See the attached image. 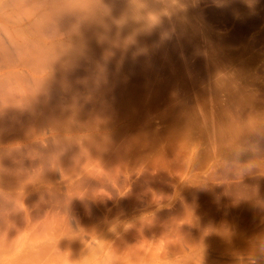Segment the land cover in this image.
<instances>
[{"label":"bare ground","instance_id":"obj_1","mask_svg":"<svg viewBox=\"0 0 264 264\" xmlns=\"http://www.w3.org/2000/svg\"><path fill=\"white\" fill-rule=\"evenodd\" d=\"M165 1L171 3L170 0H162L164 4L159 0H0V178L22 176L20 173L27 164L41 168L37 173L41 178L38 185L19 196L18 202L24 208L27 201L33 200L55 204L57 200L68 199L67 206L72 202L86 203V195L116 180L117 172L111 164L113 154L119 155L130 145L132 140L126 133L130 121L146 112L150 94L168 89L169 78L159 76L155 67L171 56L169 51L176 39L183 45L188 40L187 25L178 24L177 28L176 19L174 23L170 21V14L179 5H165ZM181 12L185 18L186 13ZM173 71L170 76L176 81L177 75H182ZM166 95L154 96L164 101ZM168 96L163 103L167 107L164 115L184 114L188 108L175 99L179 95H173L174 99ZM160 105L157 102L156 109H162ZM83 153L96 166L83 169L81 179L59 182L56 171ZM242 184L246 185L244 188L248 186ZM21 221L8 217L6 221L0 220V231H4L0 232V238L12 237L16 233L12 230L16 226L13 222ZM64 221L43 220L44 231L34 232L30 240L26 232L20 241L4 248L8 255L1 264H62L75 248L70 239H59L56 229L62 236L69 232ZM127 221L115 220L107 231L106 241L86 264H249L257 240L264 237V220L218 223L214 220L216 223L205 224L186 220L190 221L184 223L187 225L180 220L174 225L175 220H168L170 223L167 221L166 225H172L169 229L163 224L158 227L160 220L130 221L133 227L149 224L151 237L147 235V227L146 231L143 228L136 233L129 225L125 226Z\"/></svg>","mask_w":264,"mask_h":264},{"label":"rangeland","instance_id":"obj_2","mask_svg":"<svg viewBox=\"0 0 264 264\" xmlns=\"http://www.w3.org/2000/svg\"><path fill=\"white\" fill-rule=\"evenodd\" d=\"M170 1L171 3L165 1V5L170 3L179 5L180 8L172 12V20L169 19L172 23L175 19L178 21L176 23L175 20L174 23L177 28L178 24L187 25L188 40L183 45L176 39V44L172 45L169 51L171 56L167 55L168 59L163 58L161 64L155 67L159 76L169 78L168 89L164 93L150 94V105L145 107L149 109L151 106L149 111L146 109L147 113L143 112L139 118L130 121L126 131L132 140L130 145L119 155L113 154L115 159L111 164L117 172L116 180L109 184L106 182L93 191V194L86 195V203L72 202L66 210L61 209L66 211L72 231L80 230L73 233L69 228V232L62 236L61 231L56 229L60 234L59 239H70L75 246L70 252L72 260H77L87 253H91L90 258L93 257L106 241L107 231L115 224V220H128L125 226L132 225L130 221L133 220H156V223L160 220L158 227L162 224L167 227L165 222L168 220H175L174 225L178 224L179 220L183 222L182 225H187L184 223H190L191 220L196 224L214 220H264V162L260 164V172L253 169L251 174L245 175L239 182L234 181L231 176L229 179L219 177L216 172L226 142L243 131L242 122L252 114H264V0ZM163 2L160 4H164ZM181 11L186 13L185 18ZM188 13L192 15L189 16ZM212 43H215V47ZM211 48H216V52ZM188 52L194 53L191 55ZM256 53L260 57H257ZM172 66L175 69H171ZM173 70L180 71L176 73L182 75H177L179 78L176 81L170 76ZM221 74L231 78L230 86L226 89L216 86V79ZM233 84L235 87L231 86ZM154 95H179V98L175 99L185 103L188 109L184 114L188 113L187 116L179 115L180 113L164 115L167 107L164 108L163 103L167 98L164 96V101L162 97L158 101L160 97L157 99ZM157 102L158 105L162 104L159 106L162 109H156ZM225 116H229V119ZM251 158L250 153L241 157L243 161ZM35 166L27 164L23 168L24 173L20 170V177H7L5 180L0 178V187L13 195L24 194L40 182L41 178L37 173L41 168ZM94 166L96 162L88 159V155L83 153L76 161L69 160L64 163L56 171V177L63 183L76 181L84 176L83 169ZM238 183H248L250 186L244 188L246 185L242 184L238 188ZM20 205L22 204L18 202L20 209H16L13 203L8 206L7 217L22 221L13 222L16 226H12V230L16 233L12 234V237L0 238V264L2 258L8 255L3 251L5 247L20 241L26 232L29 234L27 239L30 240L34 237V232L44 231L43 220H65L66 226L69 227L66 217L56 204H42L33 200L27 201L25 208ZM142 225L136 224L130 228L133 232L140 231L139 229L142 231L143 228L146 231L149 224H145V227ZM169 225L168 229L172 226ZM136 227L137 229H134ZM164 227L160 229L163 230ZM147 232L149 237L150 229ZM67 256L62 264H69ZM10 257L12 260V255Z\"/></svg>","mask_w":264,"mask_h":264},{"label":"clouds","instance_id":"obj_3","mask_svg":"<svg viewBox=\"0 0 264 264\" xmlns=\"http://www.w3.org/2000/svg\"><path fill=\"white\" fill-rule=\"evenodd\" d=\"M230 79V77L221 74L216 79V86L221 89H226L230 86ZM231 86L235 87L234 84ZM242 126L243 131L241 134L226 142L221 162L216 169L219 177L229 179L231 176L234 178V181L238 182L245 175L251 174L253 169H257L260 172V164L264 162V146H262V142H264V114L249 116L246 121L242 122ZM248 153L252 155V158L243 161L241 157ZM18 201L21 202L18 195L14 197L12 193L5 191L0 187V220H7L9 212L7 205L9 203H13L16 209H20L18 207ZM55 204L59 206L60 211L61 209L66 210L68 199L63 201L57 200ZM61 213L66 217L69 226L66 211H61ZM90 256L91 253H87L77 260H72L70 259V253L68 252L67 260L69 261V264H86ZM261 258H264V237H260L257 240L254 247V253L249 257V264H261Z\"/></svg>","mask_w":264,"mask_h":264}]
</instances>
